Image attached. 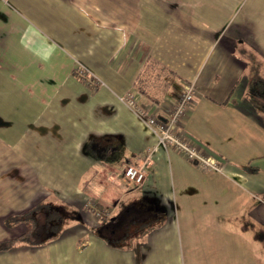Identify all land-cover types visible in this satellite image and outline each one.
Returning <instances> with one entry per match:
<instances>
[{
	"label": "crops",
	"instance_id": "1",
	"mask_svg": "<svg viewBox=\"0 0 264 264\" xmlns=\"http://www.w3.org/2000/svg\"><path fill=\"white\" fill-rule=\"evenodd\" d=\"M185 81L182 130L224 172L142 117L165 120ZM42 202L61 229L0 264H264V0H0V241Z\"/></svg>",
	"mask_w": 264,
	"mask_h": 264
},
{
	"label": "built area",
	"instance_id": "2",
	"mask_svg": "<svg viewBox=\"0 0 264 264\" xmlns=\"http://www.w3.org/2000/svg\"><path fill=\"white\" fill-rule=\"evenodd\" d=\"M78 71L84 75V67L78 66ZM91 74V73H90ZM92 75V74H91ZM93 76V75H92ZM98 81V80H97ZM99 82V81H98ZM194 87L192 82L185 81L171 103L168 116L160 120L140 110L145 123L150 127L156 137L155 146L172 147L179 151L187 160L192 161L200 170L205 172H224V162L206 154L197 145L190 142L182 130L181 124L188 113L194 99ZM124 99L132 107H136V94L126 93ZM147 163L140 165L135 163H124L122 175L130 183L140 184L146 175ZM88 205V204H87ZM96 214H101L96 212Z\"/></svg>",
	"mask_w": 264,
	"mask_h": 264
},
{
	"label": "trees",
	"instance_id": "3",
	"mask_svg": "<svg viewBox=\"0 0 264 264\" xmlns=\"http://www.w3.org/2000/svg\"><path fill=\"white\" fill-rule=\"evenodd\" d=\"M81 79L88 84L95 85L98 83L97 79L87 71L82 75L76 68ZM64 213L54 209L49 203H39L34 207L28 209L20 215L9 216L5 219V223L10 225L12 223L23 222L26 229L15 237L0 241V250L5 251L17 244L38 245L46 241L60 229V223L63 222ZM99 216H101L99 214ZM42 217V220L40 219ZM60 217V218H59ZM103 220H107L108 226L112 224L105 216H101ZM59 221L58 224L54 223Z\"/></svg>",
	"mask_w": 264,
	"mask_h": 264
},
{
	"label": "rangeland",
	"instance_id": "4",
	"mask_svg": "<svg viewBox=\"0 0 264 264\" xmlns=\"http://www.w3.org/2000/svg\"><path fill=\"white\" fill-rule=\"evenodd\" d=\"M59 218H60V217H59ZM40 219L42 220V217H40ZM58 222H59V221H56V222H54V223L58 224ZM60 224H62V223H60ZM60 229H61V225H60ZM60 229H59V230H60ZM6 240H7V239H6ZM66 240H68V238H66ZM2 241H3V240H2ZM64 243H65V242H64Z\"/></svg>",
	"mask_w": 264,
	"mask_h": 264
}]
</instances>
